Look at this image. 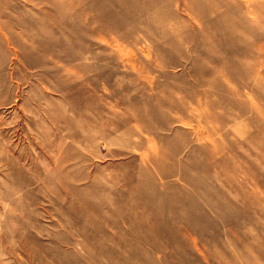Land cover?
<instances>
[{"label":"rangeland","instance_id":"374dc122","mask_svg":"<svg viewBox=\"0 0 264 264\" xmlns=\"http://www.w3.org/2000/svg\"><path fill=\"white\" fill-rule=\"evenodd\" d=\"M0 264H264V0H0Z\"/></svg>","mask_w":264,"mask_h":264}]
</instances>
